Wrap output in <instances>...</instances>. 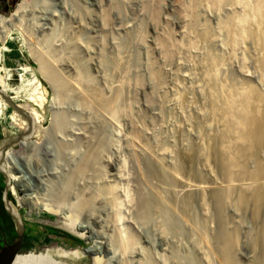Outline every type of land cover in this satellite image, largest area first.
<instances>
[{"label":"rangeland","instance_id":"obj_1","mask_svg":"<svg viewBox=\"0 0 264 264\" xmlns=\"http://www.w3.org/2000/svg\"><path fill=\"white\" fill-rule=\"evenodd\" d=\"M31 1L0 0V15ZM239 1H34L23 36L10 34L21 36L22 61L11 59L7 67L6 43L16 40L0 45L4 81L9 71L15 86L14 75L30 68L29 61L44 90L11 87L14 96L7 98L10 91L0 87V171L8 183L0 199L25 238L15 253L56 246L89 248L80 264H234L222 253L233 240L235 264H248L250 243L264 249V176H253L264 151L252 150L233 168L227 164L236 152L222 111L228 95L264 94V47L234 30L237 15L252 18L246 7L264 10V0ZM248 21L242 26L254 31ZM112 98L111 109H103L102 100ZM98 137L107 145L78 177ZM20 142L38 145L21 157ZM6 147L15 182L5 169ZM39 203L57 215L30 213ZM70 219L87 226L86 243L59 234L47 239V230L68 234L58 223Z\"/></svg>","mask_w":264,"mask_h":264},{"label":"bare ground","instance_id":"obj_2","mask_svg":"<svg viewBox=\"0 0 264 264\" xmlns=\"http://www.w3.org/2000/svg\"><path fill=\"white\" fill-rule=\"evenodd\" d=\"M34 1L35 0H32L30 3H23L22 5H20L21 7L18 9V11H16L13 14H9V16L0 15V45L1 46L6 43V40L9 38L10 34L13 31L18 32L19 34H21V36H23L22 32L25 31V25L22 23V21H24V17L27 14V12L29 11V8L31 7V5H34ZM242 1L244 3L246 2V4H247L246 0H242ZM242 1H239V3H241ZM236 2H238V1H236ZM243 2H242V4L244 6ZM245 6H247V5H245ZM246 8H247L245 10L246 14H248V11H249V13L251 12L252 14H250V15H252V18L250 17V19L249 18L245 19L242 16L243 14L237 15V17L235 19L234 18L233 19L236 21L235 25L237 24L238 29H235V27H234V30H237L239 33V36H241V37L244 35L246 37L250 33L253 36L255 44L257 46H259V48H261L262 46L264 47V32L260 28V26H262V24H264V10L259 9V8H252V9H248V7H246ZM248 20H250V22ZM245 21H246V23L248 21L249 24L251 25L250 27L253 28V30L254 29L255 30L252 31L250 29L251 30V32H250L247 29L248 27L245 26L246 24L244 25L245 27L242 26L241 23H245ZM231 22L233 24V21H231ZM259 29H261V31ZM234 30L231 29V31H234ZM235 33H237V32H235ZM235 35L237 36V34H235ZM233 37H234V35H233ZM241 37H239V38H241ZM239 38H238V40H239ZM242 39H243V37H242ZM234 40H235V38H234ZM236 41H237V39H236ZM34 60L38 61L40 59L37 60L34 58ZM43 66L47 70V66L46 65H43ZM262 66H264V65H262ZM47 73H48V71H47ZM50 77L52 79H54V81L56 82L54 75L52 73L50 74ZM4 85H5L4 76L1 75L0 76V87L4 88ZM96 90L97 89H95V91ZM113 99L114 98H112V100L109 99V101L106 100L104 102L102 100V103H101V101L99 103L102 104L103 109L105 108L107 110H110L111 107L113 106L114 102L116 101ZM238 101L240 102L239 105L241 104V106L240 107L238 106V108L236 109V107H237L236 104ZM222 111H223L225 117L228 120H230V123L232 124V127H233L232 130L234 129V132L233 131H230V132H233V134H234V136H232V137H234V139H235V143H236L235 150H236V152H234V154L232 156H230V157L228 156V160H227L228 163L226 162L228 164L229 168H233L242 158L249 155L250 152H252V150H253V152L254 151L258 152V150L264 151V94L258 93L255 89H248V90H245L241 93L240 92L239 93H232L231 92V94L228 95V98L226 100L225 105L222 107ZM186 126H187V124H186ZM188 127H190V126H188ZM24 144L25 143L20 142L19 149L15 151L16 155L22 157V155L24 156V149H26L28 147L34 148L38 145L37 142L26 143L27 145H24ZM106 145H107V141L102 137H98L96 145H94V148L92 147L91 151L89 152V155L88 156L86 155L84 160L81 162V164L76 169V173H74V174L77 175L78 177H81L85 173H87L86 172L88 170L87 168L92 169L94 167V163L96 162V160L98 158V153L100 151H102V149ZM4 151H5L6 161H8V163L10 164V166H7L8 168L5 167V169L9 175L10 179L13 182H15L17 180L16 177L18 176V172L14 169V167H12L10 160H8L11 157L10 156L8 158V155H11V153H9L10 148L6 147V149ZM41 151L44 153V155L47 154V148L45 145L41 146ZM93 152H96L97 154L91 158ZM25 154H27V153H25ZM106 162H107V159H106ZM116 162H119V164H120L119 160L118 161L116 160ZM110 164L114 165L111 162V159H109V161H108V165H110ZM119 164H117V165H119ZM82 173H84V174L82 175ZM148 173H150L149 175L153 178L160 179V177H161V175H160V177L158 176V174H157L158 172L157 173L155 171L153 172V170L152 171L150 170V172H148ZM253 176L256 179L257 178L259 179L260 177L264 176V162L260 161L258 163V170L254 173ZM160 181H161V179H160ZM164 182H166V181H164ZM16 186L13 185V191L15 193H16ZM56 186L58 187V185H56ZM84 190H86V185L84 187ZM15 193H14V195H15ZM83 193H84V191H83ZM262 194H263V192H261L259 190V188H258V190H255V195L253 193V195L255 196V197L254 196L253 197H254V201L256 204H258V202L260 201ZM82 198L83 199H81V201L83 204V210H87V208L85 207L87 204L86 193H85L84 197H82ZM185 200L187 201L188 199H185ZM187 202L189 203V201H187ZM187 202L182 203V210L183 211L185 210L184 212L188 211L187 210L188 209V203ZM154 205L156 206V204H153V206ZM154 208H156V207H154ZM158 209L159 208H157V210ZM43 212L48 213L50 215H57L56 214L57 211H53V209H50L48 207V205L43 204V203L42 204L39 203L35 206V208L30 209V213H33L34 215H40ZM58 225H60L61 228H63L67 232L75 235L78 239H81V241H83L84 243H86L89 240L87 237V230H86L87 226H84L82 224H76L71 219L66 220L64 222H60V223H58ZM226 240H229V239L226 238ZM226 240H224V241H226ZM225 243H226L225 248L222 249L223 256L229 262L231 261L235 264V262L233 260V253L232 252L234 251L233 247L236 244L235 245L233 244L234 243L233 240L232 241L230 240L229 242H225ZM255 243H257V242H255ZM259 243L257 245L250 243V245L248 244L249 246L247 248H245L244 252H245L246 261L248 264H264V249H262V250L259 249V252L257 251V248H258L257 246H259ZM263 243H264V241H263ZM133 245H134V243H133ZM166 245H168V244H166ZM261 245H262V243H261ZM259 247L261 248V246H259ZM69 249L70 250H67L64 248H59L56 246H49V247L43 248L41 251H28V252L23 253V254H18V253H12L11 254L10 253L7 255L5 262L3 264H80L86 258V255L88 253H90L89 248H84V249L83 248H69ZM155 263L152 262V264H155Z\"/></svg>","mask_w":264,"mask_h":264},{"label":"crops","instance_id":"obj_3","mask_svg":"<svg viewBox=\"0 0 264 264\" xmlns=\"http://www.w3.org/2000/svg\"><path fill=\"white\" fill-rule=\"evenodd\" d=\"M9 37H12L17 42L16 41H10V42H7L6 43L7 51H6V61H5V64H6L7 67L10 66L9 61L11 59L12 60H15V61H20L21 62L22 61V57L24 56L23 53L21 52V51H23V46L21 45V43L19 41V37H21V36L19 34H17V33H13ZM18 42H19V47L17 45ZM27 63L31 66L30 68H26L23 71V73H19V76L14 75V77H13L14 78V81H16L17 80V77H19V81H18V83L15 86L10 83L11 82V79H10V74H9V71H8V76H7V83H8V85L10 87H12V88L28 85L25 88H28V87H31L32 89L33 88H36V89H39V91L41 90V93H43V91H44L43 90V87L41 86V84L39 83L40 82L39 79L37 78V76L33 72V69H32V66L33 65L30 64L29 61ZM29 92H31V90H28V93ZM5 96L7 98H10V97L12 98L14 96V92L10 91ZM16 101H17V99H16ZM16 101H14V102H16ZM14 105H15V103H14ZM47 231H48L47 236H46L47 239L48 238H51V235L57 234V233H55V231H50V230H47ZM31 238H33L34 242H37L36 237H31Z\"/></svg>","mask_w":264,"mask_h":264},{"label":"trees","instance_id":"obj_4","mask_svg":"<svg viewBox=\"0 0 264 264\" xmlns=\"http://www.w3.org/2000/svg\"><path fill=\"white\" fill-rule=\"evenodd\" d=\"M5 86H6V89H5L6 92L12 90L11 87L7 83V78H6V81H5ZM1 179H2V177L0 176V180ZM2 191H3V183H2V180H1L0 181V193H2ZM8 198L12 202L11 197L8 196ZM55 233H57L59 235H62V236H68V237L72 238L71 236H69L68 234H66L64 232L55 231ZM0 235H4V237H5V241L4 242L0 241V246L10 243L11 241H13L17 237L14 225H13L8 213L5 210L1 199H0ZM0 240H2V239L0 238ZM73 240H74L75 243H79L80 242L77 239H73Z\"/></svg>","mask_w":264,"mask_h":264},{"label":"water","instance_id":"obj_5","mask_svg":"<svg viewBox=\"0 0 264 264\" xmlns=\"http://www.w3.org/2000/svg\"><path fill=\"white\" fill-rule=\"evenodd\" d=\"M10 107H15V105L14 104H10L9 105ZM0 174L3 176V178H4V184H5V187H4V190H3V196L5 195L6 196V192H7V182H6V177H5V174L2 172V171H0ZM6 202V204H8V201H5ZM4 202V203H5ZM6 207H5V210L7 211V212H9L8 214L11 216V218L13 219V221H14V216L11 214V212L7 209V205H5ZM15 231H16V234H17V237L15 238V240L11 243V244H9V245H5V246H2V248H1V250H0V264H3L4 262H5V259H6V257H7V255L8 254H12V253H15L17 250H18V248L20 247V245H21V241H22V237H23V229L21 228V229H15ZM67 232V231H66ZM68 234H70V236H73L74 238H76L77 240H81V239H78L75 235H73L72 233H69V232H67ZM56 236L55 235H51V238H55ZM65 241H68V242H70V243H73L74 241H73V239H71V238H69V239H67V238H63Z\"/></svg>","mask_w":264,"mask_h":264},{"label":"flooded vegetation","instance_id":"obj_6","mask_svg":"<svg viewBox=\"0 0 264 264\" xmlns=\"http://www.w3.org/2000/svg\"><path fill=\"white\" fill-rule=\"evenodd\" d=\"M53 235L56 236L57 234H53ZM14 240H15V239H14ZM14 240H13V241H14ZM0 241H3V240H0ZM13 241H11L10 243H8V245L11 244ZM3 242H4V241H3ZM22 242H24V236L22 237V241H21V243H22ZM5 245H7V244H5ZM5 245H1V246H0V250H1L2 246H5Z\"/></svg>","mask_w":264,"mask_h":264}]
</instances>
